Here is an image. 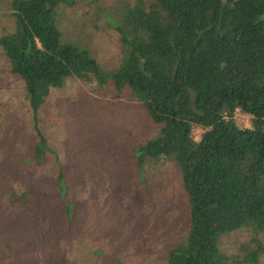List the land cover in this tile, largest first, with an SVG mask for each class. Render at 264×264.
Masks as SVG:
<instances>
[{
	"label": "trees",
	"instance_id": "trees-1",
	"mask_svg": "<svg viewBox=\"0 0 264 264\" xmlns=\"http://www.w3.org/2000/svg\"><path fill=\"white\" fill-rule=\"evenodd\" d=\"M63 5L71 0H9L13 30L0 36L31 114L29 162L38 165L50 152L37 126L50 91L67 79L108 82L115 97L138 102L156 128L133 149L136 174L161 159L179 171L188 230L166 263L257 264L264 254L255 237L264 231V0H130L114 23L121 61L112 72L87 49L60 40ZM235 111L249 116L250 128L236 126ZM194 128L201 130L197 141ZM56 168L54 191L41 196L60 203L70 220L73 205ZM241 228L250 229L254 248L241 259L227 257L219 241Z\"/></svg>",
	"mask_w": 264,
	"mask_h": 264
},
{
	"label": "rangeland",
	"instance_id": "rangeland-1",
	"mask_svg": "<svg viewBox=\"0 0 264 264\" xmlns=\"http://www.w3.org/2000/svg\"><path fill=\"white\" fill-rule=\"evenodd\" d=\"M130 0H71L60 6V40L85 48L105 72L121 61L113 29ZM13 30L9 0H0V36ZM237 127L249 116L235 111ZM50 152L29 162L36 137L23 85L0 52V264H167L166 254L183 241L188 207L173 161L149 163L136 174L133 149L156 128L142 106L117 98L111 87L67 79L50 91L37 115ZM201 130H192L197 141ZM57 158V161L55 160ZM62 167L66 220L60 203L43 199L54 191ZM24 196L20 204L17 198ZM257 241L264 246V231ZM250 229L225 234L219 248L241 259L254 248ZM257 264H264V254Z\"/></svg>",
	"mask_w": 264,
	"mask_h": 264
}]
</instances>
